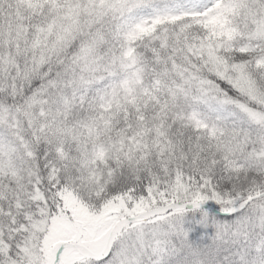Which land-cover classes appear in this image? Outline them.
<instances>
[{
	"label": "snow or ice",
	"instance_id": "obj_1",
	"mask_svg": "<svg viewBox=\"0 0 264 264\" xmlns=\"http://www.w3.org/2000/svg\"><path fill=\"white\" fill-rule=\"evenodd\" d=\"M0 264H264V0H0Z\"/></svg>",
	"mask_w": 264,
	"mask_h": 264
}]
</instances>
